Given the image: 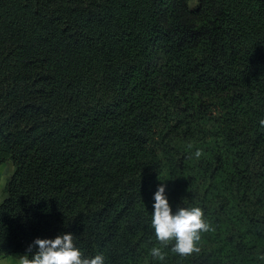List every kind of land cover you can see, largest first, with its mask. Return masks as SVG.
Masks as SVG:
<instances>
[{"label": "trees", "instance_id": "16d2710c", "mask_svg": "<svg viewBox=\"0 0 264 264\" xmlns=\"http://www.w3.org/2000/svg\"><path fill=\"white\" fill-rule=\"evenodd\" d=\"M0 256L264 264V0H0Z\"/></svg>", "mask_w": 264, "mask_h": 264}, {"label": "crops", "instance_id": "0c3cea01", "mask_svg": "<svg viewBox=\"0 0 264 264\" xmlns=\"http://www.w3.org/2000/svg\"><path fill=\"white\" fill-rule=\"evenodd\" d=\"M14 171V165L11 161L0 162V202L4 198V187ZM22 259V260H21ZM0 264H24V259L16 256H0Z\"/></svg>", "mask_w": 264, "mask_h": 264}, {"label": "rangeland", "instance_id": "374dc122", "mask_svg": "<svg viewBox=\"0 0 264 264\" xmlns=\"http://www.w3.org/2000/svg\"><path fill=\"white\" fill-rule=\"evenodd\" d=\"M22 260V259H21Z\"/></svg>", "mask_w": 264, "mask_h": 264}]
</instances>
